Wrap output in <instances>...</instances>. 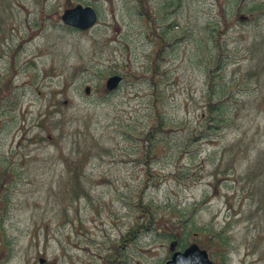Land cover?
<instances>
[{"label":"rangeland","instance_id":"1","mask_svg":"<svg viewBox=\"0 0 264 264\" xmlns=\"http://www.w3.org/2000/svg\"><path fill=\"white\" fill-rule=\"evenodd\" d=\"M219 1L229 18L238 15ZM77 3L97 12L90 29L62 24V11ZM181 4L178 21L194 34L162 45L153 81L173 128L201 130L210 50L197 51L205 33L192 25L208 18L225 26L216 0ZM132 8V0H0V162L13 169L5 176L11 185L0 186L8 187L0 201V264H110L115 247L114 264H163L169 257L171 239L154 230L121 241L134 223L122 194L145 184L135 159L138 135L126 142L115 133L118 122L139 129L146 122L153 92L145 83L147 61L161 47ZM221 40L232 57L212 81L229 87L232 125L175 159L156 151L157 175L145 196L160 208L173 202L193 210L199 228L214 230L212 244L203 232L185 237L212 262L264 264V22L232 20ZM104 68L126 75L109 98ZM78 177L84 190L74 197ZM174 220L161 219L163 231ZM217 234L227 237L226 246Z\"/></svg>","mask_w":264,"mask_h":264},{"label":"trees","instance_id":"2","mask_svg":"<svg viewBox=\"0 0 264 264\" xmlns=\"http://www.w3.org/2000/svg\"><path fill=\"white\" fill-rule=\"evenodd\" d=\"M146 1V2H145ZM191 1V0H190ZM218 5L220 1L216 0ZM226 4L227 9L231 10V13L246 15V19H239L237 16L232 19L229 15L224 12L223 6H221V18L225 28L220 30L222 22L216 20V22L206 18L204 24L192 25V28L199 30V26L202 27L205 38L197 41L196 49L198 52L204 55V51L209 49L210 53L207 55V60L209 63L206 64L205 76L209 77V81L206 83L205 90V101L203 104L201 118L203 119V129L196 130L193 127H181L179 129H174V123L169 119L167 112L165 110V96L157 90L159 85L153 81L154 71L161 64L160 59L164 58V52L162 45L165 42L171 40V46L175 45L184 34L191 32L192 29L184 26L178 21V16L181 11V0H161L158 7L152 6L147 0H132L134 12L137 13L136 16L141 17L144 23V31L149 39L154 45L161 44L158 51H153L151 57H149L147 63L149 68L147 69L149 75L146 80V86L153 90L152 95L148 98L150 102L148 108V117L146 122L143 124L141 129L130 125L122 124L118 122L121 130L117 131L115 134L122 137L124 141L132 140L135 135L141 142L135 143L136 146V164L141 165L144 168L142 177L143 184L137 185L135 188H128V192L122 194L124 196V205H126L132 211L134 217V223L132 229L127 230L121 236V241L127 242L130 238L140 237L142 234L150 230H154L158 237H163L166 239H171L176 242L178 248H183L187 245L185 237L192 234L194 231L199 233L208 234L207 240L212 244L216 240L214 236L216 232L207 228H199L193 218V210L189 212L186 208H180L176 206L173 202L168 203L166 208H160L152 198H147L145 195L146 184L151 179V176H156V172L152 171L154 164V157L156 151L159 149H164L169 152L171 158H176L177 155H182L192 144H195L199 140L209 139L214 137L217 131L229 128L233 119V111L236 108L231 102V93L228 92V86L219 80V83L213 82V78L216 77V72L225 69V58L232 57L229 54L230 48H227L225 40H221L222 35L226 34V29L230 21H249L254 26H259L264 22V0H223ZM132 8V10H133ZM131 10V11H132ZM211 14V13H210ZM193 32V31H192ZM179 36L177 37V35ZM192 36V33H190ZM194 34V32H193ZM190 38L189 35H186ZM181 37V38H179ZM157 42H155V40ZM156 43V44H155ZM197 45L199 48H197ZM195 49V50H196ZM118 70L114 68H104L101 73L102 75H110L111 73H118ZM121 75V74H120ZM142 77L144 74H141ZM123 78L126 77L124 74ZM219 78H223L220 77ZM227 89V90H226ZM115 90L108 91L104 90V96L109 98V96L115 92ZM216 95V97H215ZM136 133V134H135ZM134 145L132 147H135ZM142 150H144L142 152ZM129 154H133L132 151ZM135 156V154H134ZM159 156V155H158ZM157 156V157H158ZM174 164V161H173ZM0 167L2 169L0 175V186L6 185L10 186L11 183L6 182L7 178L5 176L9 173L8 163L5 161L0 162ZM12 168V167H11ZM178 170V169H177ZM13 172V169L10 170ZM177 173V172H176ZM79 177L77 179L74 197H79L80 193L83 194V187L79 184ZM3 183V184H2ZM9 184V185H8ZM13 185V184H12ZM0 187V201H5L8 187ZM5 188V189H4ZM86 194V192H85ZM135 196V197H134ZM168 216L173 217L175 220L171 221L170 226H174L172 230L163 231L164 229L159 224L161 219H166ZM159 230L160 232H157ZM174 231V232H173ZM175 231L178 234H175ZM132 232L130 236L128 233ZM167 234H165V233ZM194 234V233H193ZM220 245L226 246L227 237L225 235H218ZM115 247V246H113ZM115 250L112 255L107 257V262L114 264ZM110 257V258H109ZM113 258V259H112ZM117 264H123L122 262H117ZM125 264L127 262L125 261Z\"/></svg>","mask_w":264,"mask_h":264},{"label":"water","instance_id":"3","mask_svg":"<svg viewBox=\"0 0 264 264\" xmlns=\"http://www.w3.org/2000/svg\"><path fill=\"white\" fill-rule=\"evenodd\" d=\"M244 16L240 15L239 18ZM60 19L62 24L79 29L85 30L93 26L97 20V13L90 5L75 4L72 7L65 8ZM121 77L119 75L109 76L105 80V87L107 89H113L117 86ZM88 91V87L84 89ZM175 242H171L169 248H174ZM163 264H216L213 263L205 249L200 248L196 243H191L185 247L182 251H173L168 259Z\"/></svg>","mask_w":264,"mask_h":264}]
</instances>
